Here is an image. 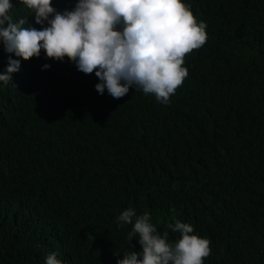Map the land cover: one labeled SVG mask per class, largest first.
I'll return each instance as SVG.
<instances>
[{
  "label": "trees",
  "instance_id": "16d2710c",
  "mask_svg": "<svg viewBox=\"0 0 264 264\" xmlns=\"http://www.w3.org/2000/svg\"><path fill=\"white\" fill-rule=\"evenodd\" d=\"M77 0H52L60 12ZM207 42L168 104L134 87L98 93L67 57L20 60L0 81V264H117L132 207L211 241L203 264H264V0H183ZM13 21L41 29L10 0ZM6 26V24H5ZM50 65L45 69L43 66ZM134 250L140 245L133 239Z\"/></svg>",
  "mask_w": 264,
  "mask_h": 264
},
{
  "label": "clouds",
  "instance_id": "9594fccd",
  "mask_svg": "<svg viewBox=\"0 0 264 264\" xmlns=\"http://www.w3.org/2000/svg\"><path fill=\"white\" fill-rule=\"evenodd\" d=\"M41 29L24 27L27 17L13 21L10 0H0V41L4 50L28 60L39 57L41 49L51 59L67 57L78 71L95 75L100 94L105 89L114 99L124 97L131 87L154 95L163 104L182 86L188 76L185 57L207 42L206 23L197 21L183 0H77L63 12L52 0H20ZM6 24V26H5ZM50 65L45 64L47 69ZM20 60L8 58L0 81L12 83ZM118 225H131L127 234L129 251L117 264H203L211 254V241L194 234L191 224L176 220L157 231L151 214L137 215L128 207L117 217ZM133 239L141 246L134 250ZM45 264H63L57 253L47 255Z\"/></svg>",
  "mask_w": 264,
  "mask_h": 264
}]
</instances>
